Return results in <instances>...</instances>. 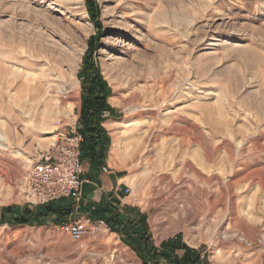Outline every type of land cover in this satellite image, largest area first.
<instances>
[{
  "label": "rangeland",
  "instance_id": "rangeland-1",
  "mask_svg": "<svg viewBox=\"0 0 264 264\" xmlns=\"http://www.w3.org/2000/svg\"><path fill=\"white\" fill-rule=\"evenodd\" d=\"M95 3L99 27L85 0H0V218L37 207L18 182L58 119L76 128L88 56L110 91L119 215L143 221L155 248L181 236L208 264H264V0ZM87 227L73 241L53 220L3 221L0 264H142L104 223ZM224 237L241 258L226 260Z\"/></svg>",
  "mask_w": 264,
  "mask_h": 264
},
{
  "label": "trees",
  "instance_id": "trees-1",
  "mask_svg": "<svg viewBox=\"0 0 264 264\" xmlns=\"http://www.w3.org/2000/svg\"><path fill=\"white\" fill-rule=\"evenodd\" d=\"M85 5L89 17L95 21L98 16V8L95 0H85ZM89 52H92L93 42L91 41ZM97 47V43L95 44ZM84 67L79 73L85 79L86 92L82 101V110L80 119L76 126V131L82 136L81 143V161L87 162L94 168L101 169L105 165L106 156L110 147V138L103 128L105 118L104 112L111 116L112 109L107 105V98L110 91L103 81L98 71L94 75H89V69H94L91 59L84 58ZM108 200H102L98 207L88 212V220L104 223L112 232L121 236L123 243L129 247L139 258L142 264H208L202 260L197 251L186 247L181 236H176L163 242L159 248L152 244L143 221L121 217L116 211L115 204L117 201L113 196ZM115 202V203H114ZM118 204V203H117ZM129 209L125 210L128 213ZM71 212V202L68 199H62L47 205L37 206L36 208H12L8 207L1 215L0 224L5 221L12 226H34L42 225L46 221L53 220L55 225L65 223ZM7 214L9 218L5 217Z\"/></svg>",
  "mask_w": 264,
  "mask_h": 264
},
{
  "label": "built area",
  "instance_id": "built-area-1",
  "mask_svg": "<svg viewBox=\"0 0 264 264\" xmlns=\"http://www.w3.org/2000/svg\"><path fill=\"white\" fill-rule=\"evenodd\" d=\"M55 139L50 149L42 156L32 159L18 182V189L24 198L33 205L42 206L68 199L74 212L83 202V163L81 161L82 136L74 126L62 129V121L55 123ZM103 174L108 168L102 169ZM127 193V190H124ZM118 197V191L114 192ZM58 227L68 233L73 241H79L89 233L88 219L73 218Z\"/></svg>",
  "mask_w": 264,
  "mask_h": 264
},
{
  "label": "crops",
  "instance_id": "crops-1",
  "mask_svg": "<svg viewBox=\"0 0 264 264\" xmlns=\"http://www.w3.org/2000/svg\"><path fill=\"white\" fill-rule=\"evenodd\" d=\"M106 164H108V159L106 160ZM100 172L101 169H96L93 166L84 164L82 195L83 206H85V208L84 212L73 218H88L87 214L89 210L98 207L102 199L108 200V198L113 196V191H120V193H122L123 179L119 171H110L107 175H102ZM122 206L123 203L120 207Z\"/></svg>",
  "mask_w": 264,
  "mask_h": 264
},
{
  "label": "bare ground",
  "instance_id": "bare-ground-1",
  "mask_svg": "<svg viewBox=\"0 0 264 264\" xmlns=\"http://www.w3.org/2000/svg\"><path fill=\"white\" fill-rule=\"evenodd\" d=\"M116 124H112V123H106L105 124V127L107 128V130H109V131H114V130H116V126H115ZM2 140V139H1ZM118 154H119V156H120V152L118 153V152H116V150H115V152H114V148H113V150H112V152H111V156H112V158L114 159V158H117V157H119L118 156ZM83 192V191H82ZM120 195H121V193H120ZM169 213L171 214V216L168 214V216H167V219H168V221H173V220H175L177 217H179V215L181 214V210L180 209H178L176 206H173L172 208H170L169 209ZM178 220L179 221H182L180 218H178ZM202 228V227H201ZM212 231V230H211ZM216 231V230H215ZM199 234H200V232H199ZM225 234V233H224ZM198 235V234H197ZM234 237V236H233ZM216 243H218L219 245H221V246H225L226 247V250H225V253H226V260L227 261H231V260H233L235 257H236V259L238 258V257H240L241 258V256H242V253H241V251H239V249H237L238 250V253L236 254V256L234 257V256H232V252H233V248L231 247V246H229V244L227 243V241L225 242V237L224 238H221V239H218V241L216 242ZM240 243V242H239ZM228 245V246H227ZM233 245V244H232ZM239 247V246H238ZM217 249V248H216ZM241 249V248H240ZM239 260V259H238ZM237 261V260H236ZM254 263V262H253Z\"/></svg>",
  "mask_w": 264,
  "mask_h": 264
}]
</instances>
